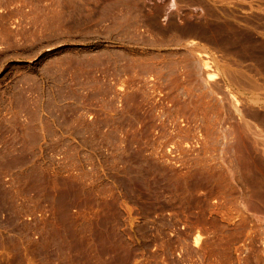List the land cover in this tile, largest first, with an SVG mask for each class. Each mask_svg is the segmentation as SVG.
I'll return each mask as SVG.
<instances>
[{"label":"rangeland","instance_id":"rangeland-1","mask_svg":"<svg viewBox=\"0 0 264 264\" xmlns=\"http://www.w3.org/2000/svg\"><path fill=\"white\" fill-rule=\"evenodd\" d=\"M248 127L264 0H0V264H264Z\"/></svg>","mask_w":264,"mask_h":264},{"label":"bare ground","instance_id":"bare-ground-1","mask_svg":"<svg viewBox=\"0 0 264 264\" xmlns=\"http://www.w3.org/2000/svg\"><path fill=\"white\" fill-rule=\"evenodd\" d=\"M172 1H173V0H172ZM211 61H212L211 59H206V57H205V60H204V62H203V66L206 67V68L209 67V66H211V65H212V64H211ZM234 97H235V96H234ZM234 99H235V105H237L238 99H237L236 97H235ZM235 107H236V106H235ZM235 110H236V109H235ZM238 110H239V109L237 108V111H238ZM239 111H240V110H239ZM239 111H238V112H239ZM231 115H232V114H231ZM247 125H249V124H247ZM249 126H251V125H249ZM251 127H252V126H251ZM248 128H249V127H248ZM254 128H256V127H253V128H251V129L249 128V129L251 130V132H252V134H250L251 132H249V134H250V135H253V137H252L251 139H252L253 142H254V143H251V144H249V145H253V144H254L253 146H255V145H257L258 142H261V144L263 145V144H264V143H263V142H264V141H263V140H264V137L262 138V141H263V142L261 141V137H262L263 135H262V136H260V135L257 136V134H258L259 132H256V129H254ZM250 130H249V131H250ZM257 131H259V129H258ZM260 132H261V130H260ZM259 134H261V133H259ZM256 136H257V137H256ZM259 136H260V137H259ZM250 137H251V136H250ZM258 137L260 138V140H258ZM251 139H250V140H251ZM250 140H249V141H250ZM234 143H235V142H234ZM258 144H260V143H258ZM249 145H248V147H249ZM258 146H259V145H258ZM258 146H257V147H258ZM257 147H256V148H257ZM233 148H235V147H233ZM252 148H253V147H252ZM222 149H223V148H222ZM228 150H229V149H228ZM228 150H227V152H228ZM249 150H250V149H249ZM249 150H248V156L250 155L249 153L251 152V151L249 152ZM254 150H256V149H253V153H254ZM234 152H235V151H234ZM257 153H258V152H257ZM233 154H234V153H233ZM235 154H236V153H235ZM255 154H256V153H255ZM258 154H259V153H258ZM234 156H235V155H234ZM234 156H233V157H234ZM252 156H253V155H252ZM262 157H263V156H262ZM226 158H227V157H226ZM248 158H249V157H248ZM251 158H252V157H251ZM231 159H232V158H231ZM235 159H236V158H235ZM226 160H227V159H226ZM248 160H249V159H248ZM234 161H235V160H234ZM263 163H264V162H263ZM263 163H262V164H263ZM227 165H228V164H227ZM230 166H231V165H230ZM263 166H264V165H263ZM224 167H225V166H224ZM226 167H227V166H226ZM230 170H231V169H230ZM232 174H233V173H232ZM262 184H263V183H262ZM262 187H263V186H262ZM252 188H253V187H252ZM256 188H257V187H256ZM259 188H260V187H259ZM249 189H250V188H249ZM260 189H261V188H260ZM260 189H259V192L261 191ZM254 190H256V189H254ZM257 190H258V189H257ZM250 191H251V190H250ZM252 191H253V190H252ZM263 191H264V190H263ZM254 192H256V191H254ZM261 192H262V191H261ZM257 193H258V192H256L255 195H256ZM263 193H264V192H263ZM248 194H249V193H248ZM253 194H254V193H253ZM253 194H252V195H253ZM260 194H261V193H260ZM256 196H257V195H256ZM256 196H255V198H256ZM255 198H254V199H255ZM248 199H251V198L249 197ZM252 199H253V198H252ZM254 199H253V200H254ZM260 200H261V199H260ZM256 201H257V200H256ZM248 202H250V201H248ZM253 202H254V201H253ZM253 202H252V203H253ZM258 202H259V200L257 201V203H258ZM261 202H262V200H261ZM255 203H256V202H255ZM255 203H254V204H255ZM262 203H263V202H262ZM263 204H264V203H263ZM257 205H258V208H257V209H259V211H261V213H262V212L264 213L263 209L260 210V208H263V206L260 205V203H259V204H256V206H257ZM259 205H260V206H259ZM261 206H262V207H261ZM259 211H258V212H259ZM255 212H256V210H255ZM261 213H260V214H261ZM263 213H262V214H263ZM260 214H259V215H260ZM260 216H262V215H260ZM197 239H198V238H197Z\"/></svg>","mask_w":264,"mask_h":264},{"label":"crops","instance_id":"crops-1","mask_svg":"<svg viewBox=\"0 0 264 264\" xmlns=\"http://www.w3.org/2000/svg\"><path fill=\"white\" fill-rule=\"evenodd\" d=\"M102 52V51H101ZM96 95H97V93H95ZM96 99V103H95V106H97L98 105V99L97 98H95Z\"/></svg>","mask_w":264,"mask_h":264}]
</instances>
